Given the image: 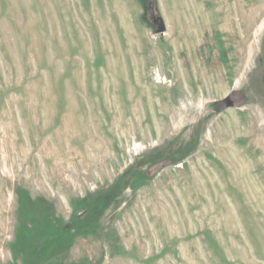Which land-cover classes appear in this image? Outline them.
<instances>
[{
	"label": "rangeland",
	"instance_id": "1",
	"mask_svg": "<svg viewBox=\"0 0 264 264\" xmlns=\"http://www.w3.org/2000/svg\"><path fill=\"white\" fill-rule=\"evenodd\" d=\"M0 264H264V0H0Z\"/></svg>",
	"mask_w": 264,
	"mask_h": 264
},
{
	"label": "water",
	"instance_id": "2",
	"mask_svg": "<svg viewBox=\"0 0 264 264\" xmlns=\"http://www.w3.org/2000/svg\"><path fill=\"white\" fill-rule=\"evenodd\" d=\"M163 31H164V27H163V25L161 24V25H159L158 33H162ZM225 103H226L227 106L230 105L228 101H225Z\"/></svg>",
	"mask_w": 264,
	"mask_h": 264
}]
</instances>
